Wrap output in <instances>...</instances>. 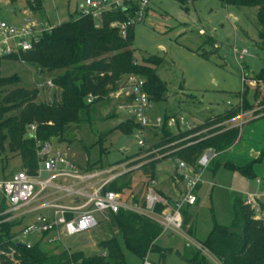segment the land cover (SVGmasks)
I'll use <instances>...</instances> for the list:
<instances>
[{
    "label": "rangeland",
    "instance_id": "obj_1",
    "mask_svg": "<svg viewBox=\"0 0 264 264\" xmlns=\"http://www.w3.org/2000/svg\"><path fill=\"white\" fill-rule=\"evenodd\" d=\"M82 1L40 0V9L34 11L26 0H1L0 20L13 23L27 11L36 21L48 18L50 25L55 26L78 18L77 5ZM114 1L108 0L109 3ZM258 29L254 7L223 6L218 0H185L183 5L177 0H148L143 19L132 28L133 59L137 65L145 64L152 57L158 59L155 74L164 84L165 91L163 98L151 99L144 110V117L149 122L144 128L146 145L158 143L163 130L176 135L199 125L211 115L222 114L225 109L229 110L227 102L233 105L239 98L245 99L252 109L262 107L260 110L264 111V49L258 45ZM233 49L248 51L241 65L235 59ZM241 67L246 78L244 84ZM62 73L64 68L40 73L31 63L0 58V78L16 76L18 81L11 87L37 88L36 102L60 98L59 88L43 85L47 79ZM127 77L123 76L115 84L107 99L90 105V121L68 127L64 132L67 140L51 138V142L78 166L86 167L87 163L95 167L113 165L142 153L137 145L136 128L124 132L118 126L127 119L135 123L132 113L125 109ZM140 78L143 77L136 75V79ZM239 136H242L240 140ZM4 146L5 160L0 164V178L2 171L8 174L21 169L20 157L8 150L6 142ZM229 153L233 154L232 159ZM229 153L219 159L217 166L203 170L202 183L195 190L196 202L183 208L190 219L191 231L187 233L197 242L205 243L215 224L231 226L238 196L243 198L264 190V118L255 122L253 129L243 128L241 132L239 129L237 141ZM227 158L236 164L258 158L252 163L253 176L246 180L239 171L224 166L223 160ZM174 169L172 158L163 159L155 164L152 177L145 175L141 168L134 169L119 178L117 185H127L122 190L124 196L136 198L142 196L151 178L156 180L153 186L171 190ZM256 178L261 182L257 183ZM95 215L99 220L96 228L61 236L55 244L41 240L38 243L40 250L48 256L63 251L84 256L104 255L98 243L118 230L110 215L107 219H102L98 213ZM28 224H33V217L12 225L11 232L18 241L32 245L37 241L35 235L18 237ZM116 239L124 255V264H196L187 261L189 257L199 260V264H218L211 252L203 254L192 245L186 246L181 234L168 230L161 232L154 241V249L143 258L126 248L122 235L117 234Z\"/></svg>",
    "mask_w": 264,
    "mask_h": 264
},
{
    "label": "trees",
    "instance_id": "obj_2",
    "mask_svg": "<svg viewBox=\"0 0 264 264\" xmlns=\"http://www.w3.org/2000/svg\"><path fill=\"white\" fill-rule=\"evenodd\" d=\"M177 1L182 5L185 2V0ZM218 1L223 6L256 8V22L259 26L258 45L264 49V0ZM26 2L32 10L40 9V0H26ZM130 13L127 9L106 11L98 27L89 17L70 19L55 25L50 32L43 33L31 50L21 52L19 56H0L6 60L17 59L31 63L40 73L45 70L50 73L53 69L64 68V73L55 74L51 79L53 85L61 90L60 98L53 97L49 102H36L37 88L11 87L12 83L18 81L16 76L0 78V155H2L0 164L5 160L3 153L6 142L8 150L20 157L21 169L31 175L35 174V140L27 134V126L35 125L36 140L45 141L51 138L67 140L64 132L68 127L90 121V105L107 99L115 84L125 75L135 74L144 78V89L149 100L164 97V84L155 74V67L160 61L152 57L143 65L135 64L132 49L133 26L127 29L126 37L123 38L118 28L111 25L115 21L124 20ZM7 86L11 88L7 89ZM88 96L92 97L90 102L87 101ZM242 108L245 110L251 108V105L244 99ZM82 113H84L83 117ZM235 114L236 111H225L176 135L163 130L162 139L153 147H163L181 137L201 132L186 140V142L193 141L188 146H183L169 156L146 162L140 167L142 172L152 177L155 164L163 159L178 157L192 166L207 148L213 149L218 154L229 149L237 141L238 128L232 127L218 133L215 132L224 128V125L212 130L203 132L202 130L223 122ZM127 120V122L121 121L118 125L122 131L129 132L133 127H138L133 120ZM129 121L131 124L128 126ZM186 142L163 148L160 153ZM139 154L141 153L138 152L135 156ZM253 162L246 166L228 163H224V166L239 171L249 179L253 176L251 169ZM93 167L94 164H86L88 169ZM12 173L4 174L2 171L1 177H7ZM117 183L114 181L109 188L122 192L124 187H128L118 186ZM4 206L1 198L0 211ZM160 209L161 207L158 206L157 210ZM110 216L118 231L98 243L104 255L92 256H84L80 253L69 254L65 251L48 256L40 250L39 241L29 247L13 244L11 238L15 234L11 232V226L19 224L20 221L1 222L0 264H124V255L116 239L117 234L122 235L129 251L143 258L148 251L154 249V241L163 231L157 222L128 210L121 209L110 213ZM188 222L189 217L183 215L184 227ZM187 231H191L190 226ZM203 244L219 264H264V221L253 219L249 208L238 196L234 203V219L231 226L215 224ZM9 246L14 250L12 258L5 254L9 251ZM192 261L196 264L201 263L199 260Z\"/></svg>",
    "mask_w": 264,
    "mask_h": 264
},
{
    "label": "built area",
    "instance_id": "obj_3",
    "mask_svg": "<svg viewBox=\"0 0 264 264\" xmlns=\"http://www.w3.org/2000/svg\"><path fill=\"white\" fill-rule=\"evenodd\" d=\"M147 5L148 0H115L111 3L108 0H83L77 5V9L78 17H89L96 27L101 24L106 11L129 10L131 13L124 20L111 24L116 26L120 36L125 38L127 29L143 19ZM22 15L18 21L13 23L0 20V56H19L21 52L31 50L41 35L50 32L54 27L50 25L48 18L38 22L32 18L30 12L23 11ZM233 53L240 65L244 57L248 55L246 49L240 51L233 49ZM241 71V80L244 84L246 78L242 67ZM127 78L125 96L128 103L125 109L132 113L133 119L138 125L136 128L137 145L142 149V153L113 165L94 166L91 169L80 167L51 140H36L35 125L30 124L27 126V134L35 140L36 171L31 175L24 169H20L7 177L0 178V198L5 204L0 211V217H2L0 223L13 220L22 222L33 217V224L23 227L18 237L33 234L37 237V241L42 240L55 244L59 243L61 236L96 228L99 220L95 214L98 213L102 219H107L110 213L122 209L157 222L163 230L181 234L186 241V246L192 245L203 254L210 253L203 243L193 240L187 233V229L183 225V208L196 202L195 190L201 181V172L218 155L213 149H205L192 166L178 157L172 158L175 161L174 178L181 184V190L174 199L157 193L153 186L156 183L154 178L146 183L143 194L139 198L134 195L124 196L122 192L109 188L114 181L134 169H139L146 162L169 156L183 146L193 143V141L186 142V140L201 132L181 137L159 148L146 145L144 128L149 122L144 117V110L149 107L150 100L144 89L142 78L136 79L134 74H129ZM43 86L50 88L54 85L51 79H47ZM91 100L92 97L88 96L87 101ZM227 104L230 105L228 111H236V114L223 122L207 127L202 132L222 125L224 128L215 133L232 127L240 129L246 122L245 117L248 114L254 116L255 112H260L261 115H264V112L260 110L262 107L249 111L243 110L241 98L236 104L232 105L229 102ZM121 108L120 106L119 109ZM174 122L176 121L174 120ZM156 123H160L159 118ZM192 128L194 127L187 130ZM182 142L186 143L160 153L161 149ZM43 174L46 176L42 177ZM256 182L260 183L261 181L256 178ZM242 200L243 204L249 208L253 219L264 221V190L258 194L244 195ZM158 206L161 207L159 211L157 210ZM11 242L27 247L31 246L22 240L18 241L15 235L11 238ZM8 249L9 251L5 254L12 258L14 250L12 246H9Z\"/></svg>",
    "mask_w": 264,
    "mask_h": 264
},
{
    "label": "crops",
    "instance_id": "obj_4",
    "mask_svg": "<svg viewBox=\"0 0 264 264\" xmlns=\"http://www.w3.org/2000/svg\"><path fill=\"white\" fill-rule=\"evenodd\" d=\"M8 11H10V9H7ZM232 19V18H231ZM252 108H249V110H251ZM228 109H225V111H227ZM249 110H247V111H249ZM224 111V112H225ZM262 112H264V111H262ZM262 113H260V112H255L253 115L254 116H252V115H250V114H248L245 118H246V122H245V124L244 125H242L241 126V128H240V132L242 131V129L243 128H247V129H250V128H252L253 129V126H254V123L255 122H257V121H259V120H261V119H263L264 118V115H261ZM219 115H221V114H219ZM215 116H217V115H211V116H209L208 118H210V117H215ZM258 116V117H257ZM207 118V119H208ZM206 119V120H207ZM206 120H204V121H206ZM204 121H202L201 123H204ZM234 122V121H233ZM200 123V124H201ZM250 132H251V130H249ZM249 136V135H248ZM242 138V136H239V140ZM233 146V145H232ZM232 146L229 148V149H227V150H225V151H223V152H220L217 156H216V158H214L210 163H209V165H208V167L207 168H210V167H212V166H217V164L219 163V159L222 157V156H225L226 154H228L229 152H230V149L232 148ZM233 154H231L230 155V153L228 154V156H230L231 157V159H232V156ZM230 158H227V160H223L224 161V163H228V164H231V165H235V166H246V165H249L251 162H253L254 160H256V159H258V158H254L253 159V161H248V162H244V163H241V164H236V163H233L232 162V160H231ZM252 168H253V164H252V166H251ZM251 168V169H252ZM206 169V168H205ZM175 170V169H174ZM203 172V171H202ZM201 172V173H202ZM174 173V172H173ZM252 173H253V171H252ZM172 182H171V190L168 188V189H166V190H164V189H162V188H160V187H156L155 186V189H156V191H157V193L158 194H160V195H166V196H168V197H170V198H172V199H174L175 197H176V194L181 190V184L180 183H178L177 182V180L174 178V176L172 175ZM155 179V178H154ZM246 180H248V178L246 177ZM202 183V181H200V183H199V185ZM198 185V186H199ZM198 188V187H197ZM183 215H184V217H186V216H188L184 211H183ZM189 222H190V219H189ZM188 225V224H187ZM189 226V225H188ZM187 259V261H192L191 259H192V257L190 258H186ZM217 263H218V261H217ZM219 264V263H218Z\"/></svg>",
    "mask_w": 264,
    "mask_h": 264
},
{
    "label": "water",
    "instance_id": "obj_5",
    "mask_svg": "<svg viewBox=\"0 0 264 264\" xmlns=\"http://www.w3.org/2000/svg\"><path fill=\"white\" fill-rule=\"evenodd\" d=\"M18 245H21V244H18Z\"/></svg>",
    "mask_w": 264,
    "mask_h": 264
}]
</instances>
